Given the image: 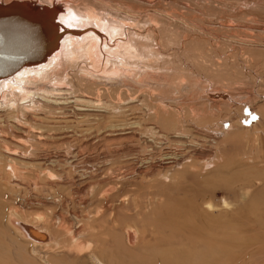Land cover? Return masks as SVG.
I'll list each match as a JSON object with an SVG mask.
<instances>
[{
  "label": "rangeland",
  "instance_id": "374dc122",
  "mask_svg": "<svg viewBox=\"0 0 264 264\" xmlns=\"http://www.w3.org/2000/svg\"><path fill=\"white\" fill-rule=\"evenodd\" d=\"M50 1H54V0H45V1L35 0V2H39V3L42 2L46 4L44 5L45 7H43L44 8L43 15H46V11L53 9V6L49 4ZM75 1H79V0H66V1L63 0L62 2L67 3L66 4L67 6H71V5L74 6L77 4L79 5L80 3V8H82L81 7L82 5L83 8H85L84 4H82L84 2H86L85 6L86 4H90L89 2H91V5L94 4L95 6H97L96 2L97 3L99 2L100 3L99 6L101 7V5H104L103 2L104 1L106 2L107 0H103V1L93 0L95 1V3L92 0L90 1L81 0L83 2L79 1L78 3H76ZM73 2L74 5L72 4ZM21 4L22 6L23 4L27 5L28 2L26 3L21 2ZM20 5H15V6L17 7ZM108 5L109 7L108 6L106 7L108 11H111L114 14L121 16L120 19L127 18L126 19L127 21H125V23L123 24L124 25L123 28L125 29L128 28L127 31L130 30V32H132V30H135V32H137L138 30L140 34L145 35L143 37L146 39L148 38L146 35H149L150 39L149 40L143 39V41H145V43L148 45L150 44L153 49H155L156 46H158L157 49L160 48L159 52L157 53V51H155L157 55H155L154 57L151 56V58H153V63L150 57H149L150 59L148 57L146 59L147 62L150 60L147 64L144 65L143 62L144 60L142 61L143 63L141 62V64H143L142 67L146 66L145 68L148 69L142 70L141 68V71H139L141 66H139V69L138 67L133 69V73L135 74L136 71L137 73L140 72L139 74H136L137 78H138L137 75L140 76V78L138 79L136 78L137 81L133 80L135 77L132 76L135 75L132 72H131L132 76L130 72L126 73V75L124 76V78L126 77L125 79L126 82L124 78L123 81H121L122 78L120 79V77L122 74L120 73L121 75L120 74L118 75L119 78L116 77L117 79L120 80L118 81V83H115L117 81L116 78H114L113 80L109 79V76H106L107 73L106 74L101 73L104 75L101 76V74H97L98 73L97 71H93V73H95V76L96 77L98 76L99 79L96 82L97 84L96 85L94 84L95 87L94 85L88 86L91 87V89L88 90L95 89V92L98 91L96 93L97 94L99 93L98 96L93 91H92L93 93L91 94H93L94 96L89 93H86V89L88 87L86 88V85L83 84H87V81L82 82V80L78 79L77 77V80L79 82L81 81L83 85L82 86L79 82H77V80L75 81L76 76L72 75L73 80L77 83V86L79 87L78 84H80L83 87L82 91L84 90L85 93H83V95H81V93L72 94L71 91H69L70 93L69 95L71 96L72 94L71 97H73L74 95L85 96L91 100L92 99L95 101L98 100L99 103L100 102L103 103L101 104L102 106H105V104L109 102V105L111 106L109 109L102 108V106L101 108H99V106L98 107L87 106L88 109H86L85 108L86 106H84L85 108L84 109L82 105L73 103L74 98L72 99L68 95L69 101L72 99L70 101V103L71 102L72 103L71 104L69 103L68 106L69 101L67 100L66 101L67 104H64L65 106L63 105L64 106L63 108L53 111V114L51 113H50L51 115L48 114L49 116L47 115V121L49 118L55 120V121H51V119H49L51 125L45 119L44 120L47 122V123L45 122L46 124L43 123L44 120L43 122L40 121L41 124L43 123L42 125L43 127L41 126L43 130L38 129L39 127L38 125H41L40 122L37 123L38 121L36 122L31 120L27 123H24L26 121H21L22 117H20L21 122L19 120L18 122L16 121L17 123L16 122L14 123L13 120H9V121L13 122V124L10 122L12 125L17 124V126L20 127L21 129H25V126L29 124L28 125L29 128L26 127L28 128V130L27 131H25L26 129L24 130L27 133L24 132V134L23 132L19 133L20 130H18L15 127V125L14 127L17 130L16 129H15L16 131L14 129L11 130L14 127L10 126L11 124L9 123V121L7 122V120L3 122V124H1L0 122L1 124L0 130L4 129L6 124L8 123L10 125L7 126L6 128L10 129V127H12L10 129L11 132L15 131V133L13 132L15 135L17 133V135L19 134L22 137L23 135L26 136L23 137L24 139L27 138L25 140L27 141L26 142L27 144L26 143L25 144L22 143L21 145L19 144L21 146L20 147L16 143L14 144L13 143L14 141H11L14 134L13 135L9 134L10 130H7L5 128L6 130L5 131L2 130V133L0 131L1 134L0 138L6 139V142L9 144L7 146L8 147L10 146L11 150L13 149L15 150V151L13 150L12 153H16V156L18 155L17 157L15 156V158H17L18 161H14V165L13 162H10V160L9 162L8 161L3 162V160L0 159V164H1L0 174L1 176L3 175V179H0V194L3 193L1 194L2 197L0 200V219L6 217L9 214V212H13V211L15 212L17 208L18 213L24 217L27 216L26 218L28 219H33L35 216L38 215L39 216L41 215L42 217H44V219L46 217L43 225L49 224L48 226H50L52 230L53 229L57 230V228H59L58 227L59 222L60 225L61 223L63 224V222H65L67 223L66 225L68 226L70 225L69 227L79 225V224L77 225L78 221H76V219L80 218L81 215L82 216L84 215L85 217L84 212L88 209V208H84L85 205L83 204V202L87 201L86 202L87 205L91 203L89 209L86 211L87 213L89 211L90 213L89 215L91 217H96L98 214H100L99 211L102 208L101 205L105 206V208L107 209L110 208L108 211L107 221L105 224L107 242L105 243L104 246L108 255L110 256L107 258V261H109V258H112V254L114 250L113 249L114 242L112 241L114 235H117V237H120L122 239L123 247L128 249L132 254H139L145 247L152 245H156L157 250H160L161 247L163 248V246H161L162 245L161 241L162 239L165 238L167 229H165L163 224L161 226L159 225L158 223L159 213L163 211L165 207L166 209L170 207L172 208L173 206L175 208L176 206L180 208L183 207V209L186 208L189 201L194 200L196 198L197 190L201 185L206 184L205 189L207 191L210 189L209 187L214 185L217 190L215 202L217 204H220L221 206L222 200H226L230 204L229 208L219 207L217 209L218 211L216 212V214L221 216L222 222L224 220H230V219L233 220L232 223L230 222L231 226L234 227L231 230L232 234L234 236H236L235 234H237L239 238H242L243 240L247 241L245 242V245L248 246H245L243 244L242 247L234 248L236 254H238V257L241 255L240 256L241 260H239L235 264H264V118L262 121L263 122L262 126H259L258 128L255 127L250 128L256 121L259 120L258 112H262V110L264 111V96H263L264 95V0H127V1L110 0V2L108 1ZM99 6H97L98 9L100 8ZM64 9L65 7L61 8V10ZM150 13L151 15H149ZM131 16L133 17L130 18ZM134 16H136V18ZM159 18L160 21H163V24L159 22ZM183 18L185 20H183ZM51 20H52L51 23L53 24L55 23L56 25V17H52ZM129 20L130 21L134 20V22H137V23H133L131 21L133 24H135L134 27L130 26L133 24ZM177 21H179L180 24ZM128 22H130V24ZM187 22L189 23V25ZM136 24H138V26ZM140 26L141 27L144 26L146 28L140 29L139 28ZM162 26L164 27L162 28ZM165 26L168 30L169 28H171L170 29L171 32H169L170 34L167 33L164 36L169 35L170 39L176 38L177 40L180 41L182 40V41L180 42L177 41L176 39L175 40L171 39V41L168 42L169 38L168 37L164 38V36L162 35L165 33L164 32ZM58 31L59 30H57V32ZM140 31L141 32L145 31L146 34H143L144 32L141 33ZM147 31L149 32L152 31L154 35L152 33L151 34L155 39L151 37V34H148ZM161 32L163 33L161 34ZM160 34L163 39L165 40L167 39V43H169L168 45H170L171 47L174 46L173 48H177L175 46H178L179 49L177 48V50H174L175 52L174 51L172 52V48L168 47L167 45L165 46V48L168 47L169 51H171L169 53L167 50L168 48H166L167 50L166 52L169 53L167 54L164 48V45L166 44H163L166 42H163V39L159 37ZM176 36H178L179 39ZM152 38L154 39L155 42H157L158 40V44L156 43V46H154L155 42L154 43L152 42L151 40ZM184 40H186L185 43H187L186 44L188 46V47L186 46L187 48L184 46L185 45ZM197 40H199V42ZM194 42L195 44H198V45H194V47L197 48L198 52L200 49V52L197 53L196 51L197 54H195L194 48H192L194 52L190 51V53L192 52V54H189V50H188V48H190L189 45L192 47ZM160 43L163 45V47L161 45H160L161 47L159 46ZM182 46L184 47V51L185 48L187 49L188 51L187 53L190 55L188 56V58L190 57L189 59L187 57L182 59L183 55L187 56L186 54H184L185 52H182L183 50ZM180 47L182 50L180 49ZM162 48H164V52H162L163 51ZM159 53H161V55L165 53L164 58L165 60H167V65H168V59H166L167 58L166 54L168 55V58L169 57L171 58L170 59L171 61L173 60L174 62H176L174 63L172 61V65L173 63L174 65L173 66L168 65L167 67L168 69L166 68V70L169 71V68L171 66L172 69L171 68L170 69L172 70V72L170 73L168 71L166 72L164 70L165 68H162V65L164 64V63L162 64L164 58H161L163 61L159 60L160 62L159 63L157 62L158 57H161ZM180 54L182 60L181 59L179 60ZM175 55H176L175 59H172V56ZM205 56L206 58H204ZM178 61L181 62L179 63ZM150 62L152 63V65L150 64ZM199 62L201 63V67H199L200 66ZM85 64L82 63V65ZM153 64H155V66L153 68H150L151 66H153ZM111 65L108 64L105 70L107 69L109 70L112 67ZM158 66L161 69H159ZM206 66L209 68L207 69ZM76 68L75 71L73 70L71 72L72 74L74 72L75 73L78 72L76 71L78 70V68L77 69ZM146 70L152 71V73L151 72L146 73V74L151 73L150 76L151 78L153 77L151 80L148 78V75L147 77L146 75H144L145 73L143 75L141 74L143 71L148 72ZM153 70L155 73L153 72ZM183 70L184 71L186 70V72H183ZM100 72L102 71L99 70V73ZM174 72L175 75H173ZM177 72H180L181 75L178 76L179 73L177 74ZM160 73H162L161 76ZM185 73L187 76L185 75ZM129 74L132 77V79L129 76ZM140 74L143 77L147 78V79L144 78L143 83H141L139 80L142 79ZM168 75L173 76L171 77V79L177 78L176 80H174L175 83L173 82V87L175 89L180 87L181 88L180 90L177 89L180 93L177 92V90L175 91V89L173 88L174 93H171L172 95L169 94V92L167 91L169 90V87L167 86L168 84L167 82L171 83L172 81L171 79L169 80L170 77ZM182 75H185L187 78H185V76ZM99 76L103 78L106 76L108 79L105 77L104 78L105 82H103L104 81L103 79L102 81H99L101 80ZM210 77L213 78V81L212 78ZM238 79L240 82L238 81ZM114 80L115 82L113 83L112 81ZM195 80L196 81L198 80V83L195 82ZM109 81H111L113 84L111 82L109 83ZM151 81L153 83H151ZM205 81L207 82L204 83ZM233 81L234 84H232ZM145 82L149 86L145 85L144 87L143 84H145ZM190 82L198 84V86L196 87L192 83L193 87L194 88L196 87V91H194L195 89L193 90V88H191ZM98 83L100 84L98 85ZM88 84L91 85L89 82ZM162 84L166 85L165 86L166 88L163 87L164 85ZM61 85H63V83H61ZM189 85L190 87H188ZM202 85L204 86L202 89L200 88L199 91L197 88L202 87ZM69 86L65 85L64 87L63 86L60 87L68 88ZM81 86L79 88H81ZM97 86L100 88L102 87L101 91L100 88L99 90H97L98 88ZM49 87L51 88L52 86L49 85ZM76 87H71L72 88L71 90H73L74 88V90L76 91ZM92 87L94 88L92 89ZM124 87L126 93L123 90ZM135 88H137L136 90L139 91H136ZM78 89L76 92H79L80 89L79 90ZM128 89L132 92H130ZM74 90L72 92H74ZM117 90L120 95L118 94ZM163 90L166 91L165 93H168L166 95H170V96H166V95L161 96ZM201 90H203L204 93ZM104 93L107 97L103 95ZM143 96L145 97L143 98ZM128 97L130 98V100ZM63 98H67V97L64 95ZM110 102L112 104H110ZM225 102L227 103V105ZM212 103L213 104L215 103L213 105L214 107L212 106ZM220 106L221 107L223 106L222 107L223 110ZM228 107L231 108L228 109ZM37 110L35 111L37 114L39 113V115L42 116L43 118L44 116L46 117L45 114L43 115ZM106 110L107 112L108 111L109 112L107 113ZM236 110L238 112H236ZM32 111L31 109L29 111L31 112L30 113L31 115L34 112ZM161 111L162 112L166 111L165 113L167 114L169 113L172 118L173 117L175 118L177 116V118H175L176 119L175 121H177L178 119L177 122H180L178 124L179 125H181V123L183 124L180 127L181 129H183L182 127H184V123H186L187 119L189 118L188 119L189 122H187L186 127H188L187 130L190 131V133L186 132L187 133L186 136L180 138L177 137L176 139L175 137L176 135L174 136L173 130L164 131L162 127H160V125L157 124L159 123L157 121L158 118H160L161 116L162 118H164L167 115L165 114L164 116V113H162ZM174 112H176L177 114L176 116H174L175 114ZM169 114L167 116L168 118H170ZM228 114L231 115L229 116ZM190 115L193 117H191ZM0 116H1L0 118H4L3 116L6 115L3 114L2 116L1 113ZM240 116L244 121V123H242L243 127L241 126L243 129L236 128L235 130L234 128H231L234 127L232 122L241 121L239 120ZM196 117H198L199 120ZM183 118H186L185 122ZM181 119L183 120L184 123L181 122L182 121ZM137 120L140 122H138ZM201 121H203L204 124ZM31 122L35 124V126L37 125L38 130H35L36 127L34 128V126H32L33 124L31 125L33 129H31L30 126ZM34 122H36L37 124ZM4 123H6L5 126ZM210 124L213 125L212 128H214V130L211 128L212 125ZM259 124L261 125V123H258V125ZM2 125L4 126L3 128L1 127ZM200 126L202 127L204 126V127L202 128ZM121 127L124 128L125 130L123 131ZM222 129L235 130V131L233 133H230V136L223 135L222 138H220V140L218 138L217 141V138H215L214 134L211 133H214L215 131H219ZM184 130H186L185 127ZM37 131L38 132L46 131L45 133L43 132L45 137L42 135L44 140L41 139V142H39V140H35L34 138H32V133L35 132L37 134L38 133ZM258 132L260 133L257 134ZM3 133L6 135H4ZM36 134L33 133L35 138L37 135L41 136V133H38L37 135ZM188 134L190 135L188 136ZM10 135L12 136L11 140H10L11 137ZM63 138L66 139L63 140ZM181 140L183 141L182 144L184 145L179 144ZM15 148L17 149V151ZM166 152L172 157H178L181 159L185 155L186 157L185 156L184 157L188 159H186L187 161L185 162H184L185 159L184 158L182 159L183 165L181 162L180 164H178L179 166L173 165L174 168L170 167L166 169L165 168L166 165H164V162L160 160L168 155ZM199 156L201 157L199 158ZM214 156L218 157L215 167H213V165L210 163L211 157ZM152 157L153 159H151ZM202 157L205 160L208 157L210 159H207L208 161L206 160L207 161L206 162L205 160L202 159ZM58 160L59 161L62 160V161L57 164ZM19 161H22L23 164L26 163L29 164H26L25 167H23L18 165ZM12 166H14V168H12ZM21 167L22 168L27 167V168L22 169ZM214 168L216 173L213 172ZM17 169L19 171H17ZM47 173L50 174L49 177L51 179H49ZM164 173H166L168 177ZM246 177H249L250 180L252 181L253 189L251 188V193L249 197H247L246 199H242L241 191L244 190L243 188L244 186L242 185L243 183H241L240 180ZM46 182L51 183L50 184L51 186H49V184H47ZM16 183L18 184L16 185ZM111 183L114 184V186L115 184L116 185L118 184L116 187H119L121 185L120 186L121 188L119 187L120 189L117 188V190L119 189L118 191L121 190V193L119 192V195H121L120 201H116V202L111 201L112 195H103V197H101L102 192L100 191H102L103 188L105 189ZM43 184H45V186ZM59 185L63 186V192H64L63 194H61L60 191V193L56 195L61 197L62 199L61 203L57 205H52L48 203L49 205L48 204L45 205L43 203V200L45 198L50 200L51 197H53V193L58 192L57 190ZM131 187L134 188V190ZM130 191L133 193H131ZM121 199L123 200L121 201ZM149 199L152 201H150ZM124 200H128V201L123 202ZM107 204L108 205L110 204L111 206H109L108 208ZM116 204L117 207H115ZM123 204H125L126 206ZM251 207H253L252 209H254V211L252 212L248 211L249 208ZM13 208H15V210ZM105 208L102 211H105ZM136 209L138 210L136 211ZM113 213L119 215L118 222H119V227L121 228V229L117 228L115 232H113L114 229L112 228L113 216H114ZM48 216L51 217V219L50 218L48 219ZM57 217H60L62 220L58 218L59 219L58 221ZM56 219H57L56 221L57 223L55 222ZM70 220H72V223ZM243 222L248 223L247 229L244 230L240 229L239 225L242 224ZM127 225L135 226L139 231L142 232V234H140L139 232L140 235L139 238L141 237L142 238L139 239V242L133 247H129L126 243L124 230L127 227ZM96 226H98V224ZM12 244H13V240L11 244L9 243L6 244L4 240H1V234H0V246L2 247V249L0 247V264H93L95 263L91 258V256L89 255V253L83 254V256H78L76 252H69V250H63V249L55 250L49 248L48 250L45 246H33L30 244L22 245L23 248L21 249L26 250L28 252L27 255L25 254L21 255V252L23 251L20 252L19 250L15 249V247H13ZM24 256H26V258ZM107 261H105V264ZM122 261L124 263H127L128 258L125 256Z\"/></svg>",
  "mask_w": 264,
  "mask_h": 264
},
{
  "label": "bare ground",
  "instance_id": "6f19581e",
  "mask_svg": "<svg viewBox=\"0 0 264 264\" xmlns=\"http://www.w3.org/2000/svg\"><path fill=\"white\" fill-rule=\"evenodd\" d=\"M62 1L61 0L60 1L59 0L50 1L49 4L53 6V9L46 11V15H43V13H44L43 12V9H44L43 7H45L44 6V5H46L45 3L35 2V0H0V56L1 57L4 56V53L10 54V53H13V52H14L13 54H19L21 52H24L23 53V56L25 54L27 56H29V58L26 61L17 64L15 67H13V69H6V70H4L3 72L5 74H1L0 75V114L2 113V116H3V114L6 115V116H3L4 118H0L1 124H3V122H5L6 120H7V122L9 120H13L14 123L16 121L18 122V120L20 121V117H22L21 121H26L24 123H27V122H29L31 120L32 121H36V122L38 121L37 123H39L40 121L43 122L44 119L47 121V115L48 114L49 115L53 114V111H55L57 109H61V108H63L65 106L64 104H67L66 101L67 100L69 101V98H68V95L70 94L69 91H71L72 94L73 93H77V94L78 93L79 94L81 93V95H83V93H85L84 90L82 91V88H83L82 86L83 85H86V88H87L88 86H93L94 84L95 85L97 84L96 82H97V80L99 78H98V76L97 77L95 76V73H93V71H97L98 72L97 74H101V73L106 74L107 73L106 76H109V79H112V80L114 78H116V77L119 78L118 75L121 73L122 75L120 74L121 75L120 79L122 78L121 81H123V78L126 75V73H128V72H130V74H131V72L133 73V69H135L136 67H138V69H139V66H141L139 71H141V68H142V70L148 69V68H145L146 66L145 67H142L143 64H141V62L144 60L143 61L144 62V65L147 64L150 61L149 59L151 58V56L154 57L159 52V49L160 48L157 49L158 46H156V43L158 44V40H157V42L154 41L155 38L153 37L154 34L152 33V31L151 32L147 31V32H148V34H151V33L153 34V35L151 34V37H153L154 39L152 38L151 40H152L153 43L155 42L154 43L155 44L154 46H156V48L154 47L155 49H153L150 44H149L150 45L149 46L148 44L145 43V41H143V39H146V38L143 37L145 35L140 34L138 32V30H137V32H138L137 33V32H135V30H132V32H130V30L127 31L128 28L127 29L123 28V26H124L123 24L125 23V21H127L126 20L127 18H121L120 19L121 16H118V15L114 14L113 12L108 11L106 9L107 6L109 7L108 1L110 2V0H107L106 2L104 1L103 2L104 5H101V7L99 6L100 3L99 2L98 3L96 2V5L100 7L99 9L94 4L91 5V2H89L90 0L88 1L90 4H86V6H85V3L86 2L82 3V4H84V7L85 8H83V5L81 6L82 8H80V3H79V5L78 4L77 5H74V2H73L72 4L74 6H72L71 4H70L71 6H67L66 5L67 3H63ZM79 1H81V0H79ZM79 1H75V2L78 3ZM95 1H93V2L95 3ZM97 1H99V0H97ZM21 2H24V3L28 2V4L27 5H24L23 4V6H22ZM81 2H83V1H81ZM15 5H20V6H17L16 7ZM77 6H79V7H77ZM62 7H65V9L64 10H61ZM130 8H132V7H130ZM153 14H155V13H153ZM149 15H151V13ZM52 17H56V25H55V23L54 24L51 23V21H52L51 18ZM132 17L133 16H131L130 18H132ZM134 17L136 18V16H134ZM160 18H159V22H161V24H163V21H160ZM176 19H177V17H176ZM134 20H131V21L133 23H137V22H134ZM156 20H157V18H156ZM183 20H185V19L183 18ZM145 21H147V20H145ZM153 21H155V20H153ZM130 22H128V23L130 24ZM177 22H179V21H177ZM165 23H164V25H165ZM179 24H180V22H179ZM136 25L138 26V24H136ZM188 25H189V23H188ZM130 26L134 27L135 24L130 25ZM163 27L164 26H162V28ZM139 28L140 29H143V28H146V27H144V26L141 27L140 26ZM170 29L171 28H169V30H168L166 28V26H165V30H164L165 33L162 34L163 32H161V34L163 36L166 35L167 33L170 34L169 33V32H171ZM57 30H59V31L57 32ZM178 30H180V29H178ZM252 31H254V30H252ZM142 32H144L143 34H146L145 31H142ZM153 32H155V31H153ZM161 34H160L159 37H161ZM146 36L148 37L147 39L149 40L150 39V36L149 35H146ZM155 36H156V34H155ZM165 37L166 38L167 37L169 38L170 36L169 35L168 36H164V38ZM173 37H175V36H173ZM176 37L179 39L178 36H176ZM156 38H157V36H156ZM162 39H159V40H162ZM171 39L169 38L168 42L171 41ZM175 39L176 38H174L172 40H175ZM164 40L165 39H163V42H166V43H163V42H161V43L166 44V45H164V48H165V46H167L169 43H167V39L165 41ZM177 41H180V40H177ZM185 41L186 40H184V44H185L184 46L186 47L187 46L186 45L187 43H185ZM197 41L199 42V40H197ZM161 43L159 44V46L161 45L163 47V45ZM190 44H192V43H190ZM173 45H175V44H173ZM194 45H198V44H195V42H194V44L192 45V47L189 45V47H190V48H188L189 54H192V52H194V51H195L194 52L195 54H197V53L200 52V49H199V52H198L197 51V48L194 47ZM168 47H171V46L168 45ZM168 47H166V48H168ZM173 47H171L172 48V52L174 50H177V48H178V46H175L177 48H173ZM164 48H162V50H163L162 52H164ZM166 48H165V52L168 50V52L170 53L171 51H169V48L167 50H166ZM182 48H183V50L180 47V49L182 50V52H185L184 54L187 55V56H184L183 55L182 59L185 58V57L188 58V56H190V55L187 53L188 52L187 49L185 48V51H184V47L183 46H182ZM192 48H194V51L192 50ZM217 50H218V48H217ZM155 51H157V53ZM190 51H192V52L190 53ZM196 51H197V53H196ZM168 52H166V53L169 54ZM159 54L161 55V53H159ZM167 54H166V57H167L166 59H168V65H172V61L173 60L171 61L170 60L171 58L170 57L168 58V55ZM181 54H183V53H181ZM181 54L179 55L180 56L179 57V60L181 59ZM162 55H163V57H162ZM162 55H161V57H158V59H157L158 61L157 62L159 63L160 62L159 60H161V61L164 60L166 63L164 61L162 62V64L164 63L162 65V68H165L164 70L167 72L168 70H166V68L168 67V65H167V60H165V58H164L165 53H163ZM94 57H95V60H94ZM147 57L148 58L150 57L148 59L149 60L148 62L146 61ZM175 57H176V55L175 56H172V59H175ZM200 57H198V58H200ZM161 58H164V59L162 60ZM204 58H206V56ZM97 60H99V61H97ZM151 61L153 63V58H151ZM154 61H156V60H154ZM195 61H197V60H195ZM200 62H199V65H200L199 67H201V63H202V62L201 63ZM82 63H84V64L86 63V64L85 65H82ZM152 63L150 62L151 65H152ZM174 63H176V62H174ZM174 63H173V65H174ZM0 64H1V62H0ZM108 64L109 65L112 64L111 65L112 67L110 66L111 68L109 70L108 69L105 70L107 68ZM154 66H155V64H153V66H151L150 68H153ZM76 67L78 68V70H76L78 72H76V73L74 72L75 74L74 73L72 74L71 72L73 70L75 71V68ZM155 68H154V70H155ZM158 68H159V66H158ZM170 68H171V66H170ZM170 68H169V71H168L169 73L172 72V70H171L172 68L171 69ZM208 68L209 67H207V69ZM159 69H161V68H159ZM99 70L102 71V72L99 73ZM154 70H153V72H154ZM175 70H177V69H175ZM146 71H148V72H144L143 71L141 74L143 75L145 73L144 75H146V77L148 75V78L151 80L153 78V77L151 78V76H150V74L152 73V71L151 70L150 71L149 70H146ZM243 71H244V69H243ZM149 72H151V73L150 74H146V73H149ZM175 72H174L173 75H175ZM183 72H186V70L185 71L183 70ZM139 73H137V71H136V74H139ZM163 73H165V72H163ZM208 73H209V71H208ZM103 74H101V76H104ZM130 74H129V76H130ZM133 74L135 75V76H132V74H131L132 77H135L133 80H136L137 81V79L140 78V76L137 75L138 76V78H137L136 77V74L135 73H133ZM161 74L162 73H160V76H161ZM177 74H178V76L181 75L180 72H177ZM72 75H75L76 76V79L74 77L75 81L77 80V77H78V79L82 80V82L87 81V84L89 82L91 85H89V84L88 85L87 84H83L82 85L81 81L79 82L77 80V82H79L82 85L81 86L80 84H78L79 87L81 86V88H79L77 86V83L73 80V76ZM142 75H141V78L143 80L142 79H139L141 83H143L144 82V78H146V77H143ZM171 75H168L170 77V78L168 77L169 80L171 79V77H173ZM185 75H186V73H185ZM185 75H182V76H185ZM205 75H206V73H205ZM178 76H176V77H178ZM186 76H185V78H187ZM132 77H131V79H132ZM86 78L87 79L89 78V79L87 80ZM104 78L103 77H100L101 80H99V81H102V79L104 80ZM117 78H116V80H117L116 82H115V80L112 81V82L113 83L114 82L115 83H118V81L120 79H117ZM192 78H193V76H192ZM210 78H212V77H210ZM125 79H126V77L124 78V80ZM146 79H145V81H146ZM176 79L177 78L171 79V81H172L171 83L170 82H167L165 80L168 83L167 86L169 87V90H167V89L166 90L169 92L170 95H172L171 93H174L173 90L175 88L173 87V82ZM182 80H184V79H182ZM160 81H161V78H160ZM209 81H210V79H209ZM212 81H213V78H212ZM238 81H239V79H238ZM103 82H105V80ZM107 82H106V84H107ZM110 82L111 81H109V83ZM125 82H126V80H125ZM195 82L198 83V80L197 81L195 80ZM206 82L207 81H205L204 83H206ZM61 83H63V85H61ZM151 83H153V82L151 81ZM181 83H183V82H181ZM192 83L190 82L191 88H193V90L195 89L194 91H196V87L198 86V84L197 83H193L194 86H196L194 88L193 85H192ZM99 84L100 83H98V85ZM232 84H234V81H233ZM49 85H51L52 87L50 88ZM59 85L60 86H63V87L65 85H68V86L71 85V86H69L68 87L69 89H68L66 87L65 88L60 87ZM95 85H94V87H95ZM101 85H102V83H101ZM143 85H144V87H145V85L146 86H149V85L146 84V82ZM162 85H164V84H162ZM190 85L188 87H190ZM165 86L166 85H164L163 87H165ZM199 86H200V84H199ZM203 86L204 85H202V87H199L197 89L200 91V88L202 89ZM229 86H230V84H229ZM71 87H76V91L79 88L81 90V92H80L79 89H78L79 92H76L74 90V88H73L74 92H72L73 90H71L72 89ZM94 87H92V89ZM211 87H212V85H211ZM84 88H85V86H84ZM99 88L100 87H98L97 90H99ZM101 88H100V91H101ZM88 89H91V87H88L86 89V93L91 94V93L95 92V89H93V90H88ZM103 89H104V87H103ZM124 89H125V87L123 88V90ZM136 89L137 88H135V90ZM177 89L180 90L181 88L179 87ZM177 89H175V91ZM124 91L126 93V90H124ZM136 91H139V90H136ZM201 91L203 92V90H201ZM96 92H98V91H96ZM117 92H118V90H117ZM130 92H132V91H130ZM165 92L166 91L163 90L161 96H164V95L168 94V93H165ZM177 92H179V91L177 90ZM217 92H219V91H217ZM72 94H71V96H72ZM98 94H97V96H98ZM118 94H119V92H118ZM64 95L67 98H63ZM91 95H93V94H91ZM103 95H105V93ZM170 95H166V96H170ZM176 95H177V93H176ZM71 96L69 95L70 98H72V99L74 98L73 103L80 104V105L83 106V108H84V106H86L85 107L86 109H88L87 106H89V107H91V106L98 107L99 106V108H101V106H102L101 104H103L101 102L99 103L98 100L97 101H95L93 99L91 100V99H89L88 97H85V96H80V95H78V96H75L74 95L73 97H71ZM140 97H142V96H140ZM144 97L145 96H143V98ZM125 100H124V102H125ZM129 100H130V98H129ZM135 100H137V99H135ZM70 101L68 102V106H69ZM106 101H108V100H106ZM111 102H110V104L113 103V102L112 103ZM214 104L212 103V106ZM226 105H227V103H226ZM229 105H230V103H229ZM232 106H233V104H232ZM110 107L111 106L109 105V102H107V104H105V106H102V108H106V109H109ZM213 107H212V109H213ZM66 108H67V105H66ZM127 108H129V107H127ZM134 108H135V105H134ZM229 108H231V107H228V109ZM30 109H31V111L33 109H36V110L38 109L37 111H39L43 115L45 114L46 117L44 116V118H43L42 116L39 115V113L37 114L35 112L36 110H33L35 113L32 111L33 114L31 115L30 114L31 112H29ZM115 110H116V108H115ZM222 110H223V108H222ZM81 111H82V109H81ZM230 111H232V110H230ZM106 112H107V110H106ZM161 112H159V113H161ZM165 112L166 111L162 112V113H164V116H165V114H167ZM176 112H174L175 113L174 116L177 115ZM236 112H238V111L236 110ZM236 112H234V113H236ZM258 113H259V120L256 121L252 125V127H250V128H254V127L255 128H258L259 126H262V124H263L262 121H263V118H264V111L262 110V112H258ZM168 114L166 115V117L168 116ZM229 116H228V118H229ZM241 116H240V119H239L241 121L240 122H232L234 127H231V128H234L236 130V128L239 129V128H242L243 127L242 126L243 125L242 123H244V121L242 120ZM166 117L162 118V116H161L157 120L159 122L157 124H159L160 127H162V129L164 131L165 130H168V131H172L173 130L174 136L176 135L175 136L176 139H177V137L180 138V137L186 136V134H187L186 132H189L190 133V131L187 130L188 127H186L187 122H189V120H188L189 118L187 119L186 123H184L186 118H183L184 122L181 119L182 120L181 122L184 123V127L187 130L186 131V130H184V127H182L183 129L180 128L183 124L181 123V125H179L178 123H180V122H177L178 119H177V121H175L176 120L175 118H177V116L175 118L174 117L172 118L171 115L169 116L170 118H168V117L166 118ZM191 117H193V116H191ZM196 118L199 120L198 117H196ZM49 119H51V118H49ZM49 119H48L47 122H49V124L51 125ZM45 120H44L43 123L46 122ZM51 121H55V120L54 119L53 120L51 119ZM10 122L11 121H9V123ZM36 122H34V123H36ZM41 122H40V124H41ZM138 122H140V121H138ZM201 122H203V121H201ZM11 123L13 124V122H11ZM43 123L41 125H38L40 127V128L38 127V129H42L43 130V128H41V126L43 125ZM194 123H195V121H194ZM258 123H261V125L260 124L258 125ZM5 124L6 123H4V126H5ZM7 124H6L5 128L10 125V124H8V125ZM12 124L10 126H13L14 127L15 124L14 125H12ZM19 124H21V123H19ZM32 124L33 123L31 122L30 126ZM203 124H204V122H203ZM28 125L27 126L24 125L26 130L25 129H21L20 127L17 126V124L15 125V127L18 130H20L19 133L20 132L21 133L23 132V134H24V132L27 131L28 128H29ZM210 125H212V124H210ZM4 126L2 125L1 127L3 128ZM32 126H34V128L36 127L35 130H38L37 129V125L35 126V124H33ZM32 126H31V129H33ZM223 126H224V124H223ZM15 127L14 128L10 127V129L12 128L11 130H13V129L15 130L16 129ZM26 127H28V128H26ZM139 127H140V125H139ZM200 127H202V126H200ZM212 127H213V125L211 126V128ZM225 127H226V125H225ZM5 128L2 129V130H4V131L6 129L7 130H10L8 128H6V129ZM206 128H204V129H206ZM212 129L214 130V128H212ZM2 130H0L1 133H2ZM11 130H10V133L9 132L8 133L11 134V135H13L16 130L15 131H12V132H11ZM122 130L124 131L125 129L122 128ZM216 130H217V127H216ZM235 130L222 129V130H219V131H215L214 133H211V134H214V137L217 138V141H218V138L220 140V138H222L223 135L224 136H227V135L230 136V133H233ZM29 131H31V130H29ZM43 132L45 133L46 131H43ZM43 132H41V131L38 132V133H41V136L40 135H37L38 133L36 134L35 132H33L34 134H36L40 138H38L36 136V138H37L36 139L34 137L33 133H32V138H34L35 140H39V142H41V139H43V136H44ZM111 132H112V130H111ZM6 133H7V131H6ZM25 133H27V132H25ZM114 133H115V131H114ZM259 133L260 132H258L257 134H259ZM23 134H21V135H23ZM28 134H29V132H28ZM4 135H6V134H4ZM16 135H17V133H16ZM16 135L14 134L13 135V138H12V136L10 137V140L12 138L11 141H14L13 142L14 144L16 143L18 146H20L22 143L25 144L27 142V141H25L27 138L26 139L23 138V137H26V136L23 135V137H22L19 134L17 136ZM189 135L190 134H188V136ZM2 137H3V135H2ZM155 138H156V136H155ZM65 139L63 138V140H65ZM51 140H53V139H51ZM178 140H180V139H178ZM182 143H183V141L181 140V142L179 144L181 145ZM7 145H9V144L6 142V139H3V138L1 139L0 138V159L3 160V162L4 161H8L9 162V160H10V162H13V165H14V161H18V159L15 158L16 153H12V151L14 149L11 150L10 149L11 147L10 146L8 147ZM182 145H184V144H182ZM184 147H186V146H184ZM183 150H184V148H183ZM16 151H17V149H16ZM193 154H191V155H193ZM168 155L166 157H164L163 159H160V160H162L164 162V165H166L165 166L166 169H168L170 167H173L174 168L173 165H178L181 162H182V165H183L182 159L183 158L185 159L184 162L187 161L186 159H188V158H185L186 157L185 155H184L185 157L183 156V158H181V159L178 158V157H172V156H170V155L168 156ZM176 155H178V154H176ZM216 156L211 157V159L209 158L210 156L207 158V159H210L211 162L210 161L209 162L213 165V167H215V164H216V162L218 160V157H216ZM200 157L201 156H199V158ZM151 159H153V157ZM202 159L205 160L203 157H202ZM19 160H21V159H19ZM22 161H19V164L18 165L25 167L26 164H29V163L23 164ZM61 161L62 160H60V161L58 160L57 164L59 162H61ZM17 163H16V165H17ZM160 163H162V162H160ZM204 164H205V162H204ZM12 168H14V166H12ZM26 168H22V169H26ZM176 168H177V166H176ZM213 170H214L213 172L216 173L215 172V168ZM17 171H19V170L17 169ZM161 171H162V169H161ZM47 174H48V177H49L50 174L49 173H47ZM161 174H163V173H161ZM164 174H166V173H164ZM175 175H176V173H175ZM167 177H168V175H167ZM120 178H123V177H120ZM199 178H201V177H199ZM0 179H3V175L1 176V174H0ZM49 179H51V178L49 177ZM123 182H125V181H123ZM240 182L243 183L242 185L244 186L243 187L244 190L241 191L242 192L241 193L242 199H246L247 197L250 196L251 188L253 186V183H252V181L250 180L249 177H246V178L240 180ZM17 184L18 183H16V185ZM47 184H49V186H51L50 185L51 183L48 182ZM111 184L109 186H107V187L105 186L106 188L105 189L103 188V190L101 188V190H102V191H100V192H102L101 193L102 194L101 197H103V195H112V197H111L112 200L111 201H113V202L120 201L121 195H119V192L121 193V190L120 191H118V190L121 188L120 187L121 185L119 186L120 187L119 188V187H116L118 184L117 185L115 184V186H114V184H112V185ZM43 185L45 186V184H43ZM214 187H215L214 185L211 186V187H209L210 188L209 190H211V191H209V190L207 191L205 189L206 188V184L201 185L199 187V189L197 190L196 198L194 200H190L189 201V203H188V205L186 207L187 209L186 208L183 209V207L180 208V207H177V206H176V208L173 206L172 208L170 207L168 209H166V207H165L166 210L163 209V211H161L159 213L158 223H159L160 226L163 224L164 227H165V229H167L166 236L161 241V244H162L161 246H163V248L161 247L160 250H157V246L156 245H152V246L145 247L139 254H132L128 249H126L125 247H123V245H122V239L120 237H117V235H114L113 240H112L114 242L113 243V245H114V248L113 249L114 250H113L112 258H109V261H107V258L110 257V256L108 255V253H107V251H106V249L104 247L105 246V243L107 242L106 232H105V227H106L105 224H106V221H107L108 211L110 209L109 206H111L112 203H111V205L110 204L109 205L107 204L108 205L107 207L109 209H107V208H105V206H102L101 205V207H102L101 210L100 211L98 210L100 212V214H98L96 217H91L89 215L90 214L89 211H88V213L86 212L89 209V206L91 204V203L89 204V202H88L89 205H87V203H86L87 201L86 202H83V204L85 205V207L84 206L83 207L84 208H88L84 212L85 217H84V215L83 216L81 215L82 219H81V217L78 218L79 216L76 217L79 220L75 218L76 221H78L77 222V225L79 224L78 226H71V227H69L70 225L69 226L66 225L67 223L63 222V224L61 223V225H60L59 224L60 222H59L58 223V227L59 228H57V230L56 229H53L52 230L50 228V226H48L49 224L48 225H46V224L43 225L44 222H45L46 217L44 219V217H42L41 215L40 216L38 215V216H35L33 219H28V218H26L27 216L24 217V216L20 215L18 213V211H17L18 209L16 208V211L15 212L14 211L13 212H9V214L6 217H3V218L0 219V229H2V230H0L1 240H4L6 244H8V243L11 244L12 243V240H13V244H12L13 247H15V249L19 250L20 252L23 251V252H21V255H24V254L27 255V252H28L26 250H22L21 249V248H23L22 247L23 244H30V245H33V246H45L47 249L49 248V249H55V250H58V249L69 250V252H76L78 254V256H83V254L89 253V255L91 256V258L95 262L93 264H105V261H107L106 264H235L236 262H238L239 260H241L240 259L241 258L240 257L241 255L238 257V254H236L234 248L242 247V245L243 244L245 245V242H247V241L243 240L242 238H239V236L237 234H235L236 236H234L232 234V231L231 230L234 227L231 226V223L233 222V220H231V219L230 220H224L222 222L221 216H219V215L216 214V212L218 211L217 209L219 207H221V208H229L230 207V204L226 200H222L221 206H220V204H217L215 202L216 201L217 190H216V187L215 188ZM117 188H119V189L117 190ZM132 189L134 190V188H132ZM57 191H58L57 193H55V192L53 193V197H51L50 200H48V199H46L44 197L45 199L43 200V203L45 205H47L48 203L49 204H52V205L60 204L62 199H61V197L56 196V195L59 194L60 191H61V194L64 193L63 192V186H60L59 185ZM131 193H133V192H131ZM1 194H3V193H1ZM1 194H0V200H1V197H2ZM98 195H99V193H98ZM50 196H52V195H50ZM123 197H125V196H123ZM122 200L123 199H121V201ZM125 201H128V200H124L123 202H125ZM150 201H152V200H150ZM103 205H106V204H103ZM123 205H125V204H123ZM113 206H114V204H113ZM160 206H159V208H160ZM115 207H117V204H116ZM127 207H128V205H127ZM162 207H164V206H162ZM104 208H105V211H102ZM252 208L253 207L249 208L248 211H251V212L254 211V209H252ZM10 209H12V208H10ZM13 209L15 210V208H13ZM137 210L138 209H136V211ZM66 213H68V212H66ZM72 213H74V212H72ZM118 217H119L118 214H114V216H113V225H112V228L114 229L113 232H115L117 230V228H120L119 227V222H118ZM49 218L51 219V217L48 216V219ZM58 218H60V217H57V219ZM57 219L55 220V222L57 221ZM75 219H74V221H75ZM227 219H229V218H227ZM52 221H54V220H52ZM58 221H59V219H58ZM70 221L72 223V220H70ZM245 222H243L242 224L239 225L240 229H243V230L244 229H247L248 223H245ZM97 224H98V226H96ZM156 224H157V222H156ZM157 226H158V224H157ZM54 227H55V225H54ZM240 231H242V230H240ZM139 232H140V234H142V232L139 231L135 226L127 225V227L124 230V233H125L124 235H125L126 243H127V245L129 247L135 246L139 242V239L142 238V237L139 238V236H140L139 235ZM145 244H146V242H145ZM245 246H248V245H245ZM1 249H2V247H1ZM13 250H14V248H13ZM4 251H6V250H4ZM245 253H246V251H245ZM245 255H247V254H245ZM125 256L128 258V262L127 263H124L122 261ZM24 257L26 258V256H24Z\"/></svg>",
  "mask_w": 264,
  "mask_h": 264
},
{
  "label": "water",
  "instance_id": "95a60500",
  "mask_svg": "<svg viewBox=\"0 0 264 264\" xmlns=\"http://www.w3.org/2000/svg\"><path fill=\"white\" fill-rule=\"evenodd\" d=\"M13 53L10 54L4 53V56L2 57L0 56V62H1L0 75L5 74L3 72L4 70L13 69V67H15L17 64L22 63L29 58V56H27L26 54L23 56L24 52H21L19 54H13Z\"/></svg>",
  "mask_w": 264,
  "mask_h": 264
}]
</instances>
